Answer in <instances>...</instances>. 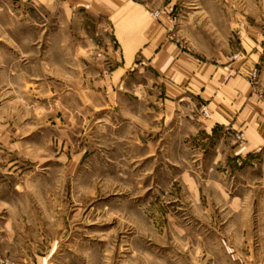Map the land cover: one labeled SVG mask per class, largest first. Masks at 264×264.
<instances>
[{"label": "rangeland", "instance_id": "rangeland-1", "mask_svg": "<svg viewBox=\"0 0 264 264\" xmlns=\"http://www.w3.org/2000/svg\"><path fill=\"white\" fill-rule=\"evenodd\" d=\"M161 1L147 10L157 19L177 6L168 16L171 35L191 15L197 32L211 38L222 23L227 34L264 31V0ZM3 7L0 222L12 225L7 233L22 248L44 264H264L261 175L247 171L230 180L241 195L217 196L203 166L140 160L142 148L126 141L130 132L111 126L123 122L120 96L112 111L101 93L113 67L105 60V23L69 20L59 27L41 11L15 16ZM242 52L231 58L242 59ZM138 68L147 76L135 66L132 77L148 85L153 73L145 62ZM106 102L111 108L100 110Z\"/></svg>", "mask_w": 264, "mask_h": 264}, {"label": "crops", "instance_id": "crops-1", "mask_svg": "<svg viewBox=\"0 0 264 264\" xmlns=\"http://www.w3.org/2000/svg\"><path fill=\"white\" fill-rule=\"evenodd\" d=\"M7 5L15 16L20 11L26 17L41 11L56 19L59 27L69 20L105 23L103 32L111 39L104 48L105 60L113 67L101 93L111 100L112 108L106 102L100 110L114 111L113 100L120 96L123 122L111 126L130 132L133 139L126 141L142 148L140 160L161 156L173 163L203 166L214 189L211 194L217 196L241 195L239 183L232 185L230 180L247 171L264 178V31L261 34L260 26L234 28L227 34L225 23L214 24L217 33L211 38L197 32L191 15L171 35L168 16L173 11L177 15V6L157 19H151L147 10L152 5L161 8V0H0V10ZM113 44L118 50L116 61ZM236 51H243L242 59L231 58ZM141 62L154 75L148 80L152 87L132 77L135 66L137 74L143 73L138 68ZM255 66L259 75L253 84L249 75ZM202 106L209 109V118L199 115ZM240 132L245 141L236 142L234 135ZM179 149L185 157L177 154ZM9 227L0 222V257L4 259L7 251L10 264H44L43 256H33L7 233Z\"/></svg>", "mask_w": 264, "mask_h": 264}, {"label": "built area", "instance_id": "built-area-1", "mask_svg": "<svg viewBox=\"0 0 264 264\" xmlns=\"http://www.w3.org/2000/svg\"><path fill=\"white\" fill-rule=\"evenodd\" d=\"M258 71L255 68H252L250 75H249V79L253 84H256L257 80H258ZM201 114L204 118H209L210 114H209V110L207 109V107L203 106L201 107ZM234 139L237 142H243L245 141L244 139V135L242 132L237 133L234 135ZM0 264H10V261H8L7 259H3L0 257Z\"/></svg>", "mask_w": 264, "mask_h": 264}]
</instances>
